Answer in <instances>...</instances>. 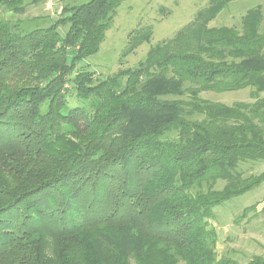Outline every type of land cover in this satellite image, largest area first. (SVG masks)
<instances>
[{"label":"trees","instance_id":"obj_1","mask_svg":"<svg viewBox=\"0 0 264 264\" xmlns=\"http://www.w3.org/2000/svg\"><path fill=\"white\" fill-rule=\"evenodd\" d=\"M41 1L0 0L14 14ZM122 1L64 5L31 29L0 18V264H264L219 257L209 225L264 180L240 167L264 161L261 7L210 27L233 1L211 0L137 65L95 77L86 60ZM68 86L86 107L65 109ZM246 86L250 101L200 96Z\"/></svg>","mask_w":264,"mask_h":264},{"label":"rangeland","instance_id":"obj_2","mask_svg":"<svg viewBox=\"0 0 264 264\" xmlns=\"http://www.w3.org/2000/svg\"><path fill=\"white\" fill-rule=\"evenodd\" d=\"M87 0H43L36 5L26 7L23 14H14L0 2V18L20 21L25 28L47 25L57 19L64 5L79 4ZM211 0H124L116 8V13L105 31L96 54L87 58V68L95 77L106 78L115 75L118 70L137 65L144 60L152 46L173 38L184 26L191 23L197 13L203 10ZM260 4L264 29V0H233L209 22L210 27L234 26L240 28L241 16L248 9ZM65 27H61L62 32ZM149 29L150 39L142 41L130 52L129 46L135 41L136 32ZM189 83H184L187 87ZM67 86V85H66ZM65 109L85 106L70 86L67 87ZM249 86L221 92H201L202 98L231 104L237 101H250ZM264 95V92L261 93ZM187 99V96H182ZM48 107V101L41 110ZM64 109V108H63ZM243 175H257L264 171V161L241 164ZM221 181L218 188L224 185ZM216 232L215 251L217 255L228 256L239 263L248 262L253 256L264 257V180L213 208L209 220ZM183 264V263H181Z\"/></svg>","mask_w":264,"mask_h":264},{"label":"crops","instance_id":"obj_3","mask_svg":"<svg viewBox=\"0 0 264 264\" xmlns=\"http://www.w3.org/2000/svg\"><path fill=\"white\" fill-rule=\"evenodd\" d=\"M256 6H260L261 7V5L260 4H257ZM255 7V6H254ZM253 8V7H252ZM261 9H262V7H261ZM246 13V12H245Z\"/></svg>","mask_w":264,"mask_h":264}]
</instances>
